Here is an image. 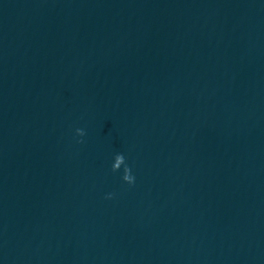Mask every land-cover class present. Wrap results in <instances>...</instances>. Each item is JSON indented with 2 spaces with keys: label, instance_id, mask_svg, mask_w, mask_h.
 Listing matches in <instances>:
<instances>
[{
  "label": "clouds",
  "instance_id": "1",
  "mask_svg": "<svg viewBox=\"0 0 264 264\" xmlns=\"http://www.w3.org/2000/svg\"><path fill=\"white\" fill-rule=\"evenodd\" d=\"M75 132L76 135L79 137H84L86 135L85 130L82 128H77ZM77 142L83 143L84 141L81 139L78 140ZM122 167H123V175L121 179L129 186L134 185L136 178L132 172V168L126 162L125 155L123 153H117L114 156L113 163L111 165V171L114 173L118 172ZM114 195H115L114 193H108L106 198L111 199L113 198Z\"/></svg>",
  "mask_w": 264,
  "mask_h": 264
}]
</instances>
